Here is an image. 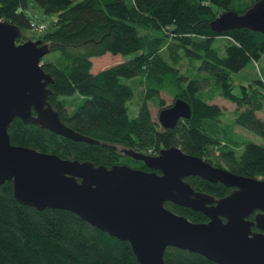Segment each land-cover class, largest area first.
I'll return each instance as SVG.
<instances>
[{"label":"trees","instance_id":"trees-1","mask_svg":"<svg viewBox=\"0 0 264 264\" xmlns=\"http://www.w3.org/2000/svg\"><path fill=\"white\" fill-rule=\"evenodd\" d=\"M34 1L45 12L56 14L50 29L32 37H41L49 44L48 52H53L51 57H42L43 68L53 78L49 102L66 124L117 148L74 140L19 116L8 126L13 143L89 159L95 164L127 163L147 169L144 160L124 153L120 147L157 153L164 146L177 144L234 172L264 177V117L258 114L264 108V77L242 83L238 93L233 91L231 75L264 53V34L247 26L222 32L209 26L221 11H244L255 0ZM28 4L29 0H0V19L22 28L18 42L31 38L23 35L25 27L38 25L26 11ZM141 28L145 31L140 32ZM215 42L224 47L223 55ZM108 51L137 53L93 71L92 57ZM183 56L199 60L195 69L182 71L178 67ZM132 76L143 85L134 115L127 105L134 88L122 80ZM161 90L170 92L173 99L181 96L189 101L191 116L180 118L173 127L162 126L149 107V101L159 109L167 105ZM217 94L236 104L234 123L261 135L262 142L232 135L228 123L222 122L224 108L210 101ZM185 178L195 189L216 197L233 189L199 175ZM165 205L195 221L208 219L202 211L171 200ZM249 217L253 218L254 213ZM252 228L258 229L256 224ZM164 258L166 264H222L173 245L166 247ZM0 264L142 263L128 240L93 225L70 209H39L21 202L15 197L12 180L7 179L0 183Z\"/></svg>","mask_w":264,"mask_h":264},{"label":"water","instance_id":"water-1","mask_svg":"<svg viewBox=\"0 0 264 264\" xmlns=\"http://www.w3.org/2000/svg\"><path fill=\"white\" fill-rule=\"evenodd\" d=\"M209 26L216 32L247 26L264 34V0H255L244 11L223 10ZM21 34L18 24L0 19V183L12 180L21 202L39 209H70L128 240L142 264H166L164 251L169 245L222 264H264V177L234 172L177 144L157 153L120 147L144 160L147 169L127 163L95 164L13 143L8 126L19 116L74 140L117 148L61 119L48 100L52 75L42 66L49 44L41 37L18 42ZM191 112L189 101L178 96L159 109L158 118L162 126L173 127ZM188 175L221 181L233 189L216 197L195 189L185 178ZM166 200L200 210L208 219L192 220L167 207Z\"/></svg>","mask_w":264,"mask_h":264},{"label":"rangeland","instance_id":"rangeland-1","mask_svg":"<svg viewBox=\"0 0 264 264\" xmlns=\"http://www.w3.org/2000/svg\"><path fill=\"white\" fill-rule=\"evenodd\" d=\"M26 11L30 18L34 20L37 24L43 23L45 25V28L39 30L35 27H25L23 29V35L27 37H36L38 34L44 33L46 30L50 29L53 25V22L55 20L56 14L54 12H45L42 7H40L34 0H29V4L26 8ZM145 29L141 28L140 32H144ZM218 49L219 52L223 55L225 53L224 47L222 45H219L217 42L214 43ZM137 53V51H131L127 53H112V52H106L102 55H96L92 57L93 65L92 70L98 71L99 69L106 67L108 65L120 62L124 59L130 58L134 56ZM53 55V52L46 53L43 58H48ZM196 63H199V60H191L190 58H187L186 56H183L181 58V61L178 63V67L182 71H187L191 69H195ZM197 74H208L207 72H199ZM232 78L234 80V86L233 91L234 92H240V85L242 83L249 84L255 81L256 78L263 76L264 77V53H262L258 58H251L247 64L242 67L239 70L232 71ZM122 80L126 83H129L134 88V96L127 101L128 105V111L131 115L136 114L138 109V103L140 102V96L142 93L143 85L140 83L139 78L137 76L132 77H122ZM161 96L164 98L165 104L171 103L173 99V95L165 90H161L160 92ZM211 102H217L224 108V113L222 114V122H227L229 125L230 132H232V135L234 137H238V139L242 140L244 138H249L256 140L258 142L263 141V137L253 131L252 129H249L247 127H244L240 124H235L234 120L237 116V109L236 104L229 100L228 98L222 96L221 94H217L216 96L212 97L210 99ZM149 107L151 110L152 117L159 122L158 118V109L159 106L154 103L153 101H149ZM71 108V107H70ZM259 115L264 117V108L258 111ZM160 123V122H159ZM226 124V123H225ZM242 151V146L237 149V153L239 154Z\"/></svg>","mask_w":264,"mask_h":264},{"label":"built area","instance_id":"built-area-1","mask_svg":"<svg viewBox=\"0 0 264 264\" xmlns=\"http://www.w3.org/2000/svg\"><path fill=\"white\" fill-rule=\"evenodd\" d=\"M35 25V24H34ZM36 28L41 29L44 27L43 23H39L38 25H35Z\"/></svg>","mask_w":264,"mask_h":264},{"label":"crops","instance_id":"crops-1","mask_svg":"<svg viewBox=\"0 0 264 264\" xmlns=\"http://www.w3.org/2000/svg\"><path fill=\"white\" fill-rule=\"evenodd\" d=\"M259 114V113H258Z\"/></svg>","mask_w":264,"mask_h":264}]
</instances>
